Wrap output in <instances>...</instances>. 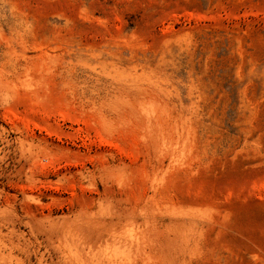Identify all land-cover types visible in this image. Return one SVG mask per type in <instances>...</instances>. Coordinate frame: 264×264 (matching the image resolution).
Instances as JSON below:
<instances>
[{
    "label": "rangeland",
    "instance_id": "obj_1",
    "mask_svg": "<svg viewBox=\"0 0 264 264\" xmlns=\"http://www.w3.org/2000/svg\"><path fill=\"white\" fill-rule=\"evenodd\" d=\"M0 264H264V0H0Z\"/></svg>",
    "mask_w": 264,
    "mask_h": 264
}]
</instances>
